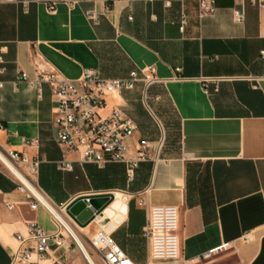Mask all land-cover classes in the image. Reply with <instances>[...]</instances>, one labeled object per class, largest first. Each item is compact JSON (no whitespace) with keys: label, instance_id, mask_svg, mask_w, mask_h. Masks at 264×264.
Segmentation results:
<instances>
[{"label":"crops","instance_id":"crops-1","mask_svg":"<svg viewBox=\"0 0 264 264\" xmlns=\"http://www.w3.org/2000/svg\"><path fill=\"white\" fill-rule=\"evenodd\" d=\"M48 1L0 0V149L38 158L39 187L56 206L88 191L130 192L127 216L112 238L137 264L146 255L145 216L137 206L145 191L149 205L177 208L182 260L229 243L215 264H264V0H209L215 10L203 17L199 0H74L53 10ZM240 8L242 21L234 15ZM121 62L125 73L113 74ZM149 68L158 81L136 86L164 141L162 122L175 119L176 149L167 146L155 162L140 163L130 185L123 165H80L73 153L67 155L73 171H58L64 149L56 142L52 91L43 84L39 95L19 75L34 81L55 72L79 81L85 69L112 79ZM129 98L125 91L108 108L121 104L136 124L133 150L144 132L124 108ZM28 222L54 231L48 212L31 210L0 166V264H10L15 237L26 234ZM58 258L87 264L78 251L69 258L62 250L41 264Z\"/></svg>","mask_w":264,"mask_h":264},{"label":"built area","instance_id":"built-area-1","mask_svg":"<svg viewBox=\"0 0 264 264\" xmlns=\"http://www.w3.org/2000/svg\"><path fill=\"white\" fill-rule=\"evenodd\" d=\"M16 1V0H12ZM74 0H50L47 2L49 10L55 9L60 2L72 3ZM168 4V0H164ZM212 1L199 0V17L213 13ZM235 18L242 21V8L234 11ZM93 18L94 15H92ZM182 27L186 20L183 16ZM263 55V52H260ZM3 60L0 56V75L3 73ZM19 80L26 81L36 88L40 95L43 84L48 85L55 99L53 125L57 144L64 149L62 158L56 162L60 172H72L74 162L67 158L68 153L77 156L80 165H93L104 168L108 164L124 166L127 183L134 180L135 170L142 162H155L164 144V137L156 142L138 140L131 149L130 140L134 137L137 127L134 121L127 117L121 104L108 108L109 100H121V94L132 91L137 83H143L145 88L156 83L155 69L149 68L144 73L130 72L125 78L105 79L96 70L85 69L79 81L62 78L55 72L40 73L34 81H29L24 73ZM0 82V87H1ZM205 90L208 89L204 83ZM0 120V130H3ZM35 141L23 140L25 147L34 148ZM153 152V156L150 154ZM0 166L14 182L16 190L27 197L31 210L45 209L51 217L54 231H45L36 222L26 224V234H17L16 249H12L10 264H41L50 257V252L62 250L70 257L79 252L87 264H137L114 241L112 230L103 228L88 238V246L77 233L79 228L66 215L69 203L54 205L38 184L40 161L37 157L29 158L15 150L0 149ZM117 191H111L113 196ZM141 196L137 206L144 211L145 222L141 237L145 245V260L142 264H215L231 248L229 243L212 248L201 256L192 260L180 258L178 241V211L174 206H152L146 198ZM101 194L89 192L88 196ZM126 209L133 197L125 195ZM8 209L13 204H6ZM101 214V213H100ZM95 215V219L100 216ZM94 219V220H95ZM93 220V221H94ZM92 221V222H93ZM92 222L87 226L89 227ZM72 230L77 233L88 250V257L83 253ZM68 258H58L50 264H66Z\"/></svg>","mask_w":264,"mask_h":264},{"label":"rangeland","instance_id":"rangeland-1","mask_svg":"<svg viewBox=\"0 0 264 264\" xmlns=\"http://www.w3.org/2000/svg\"><path fill=\"white\" fill-rule=\"evenodd\" d=\"M125 70H126V66L124 65L123 62H121V64L118 65V67L112 73L113 74H123V73H125ZM116 76H120V75H116ZM116 76H114V77H116ZM140 90H141L140 86H135L131 92L128 91L130 93V95H132V98H129V102L126 104V106L124 108L128 113H131L133 115L135 121L138 124H140V127L144 132V138L142 140H147L150 142H156L160 139V136L158 135V126H160V123L155 118V116L149 111L147 106L143 105V103L141 101ZM169 120L170 121H167L168 123L161 121L163 124V128L165 129V132H166V140L164 141L163 147L161 148V150L159 152L158 158L161 156V154L164 152V149L167 146H168L167 148L170 150L176 149V121H175V119L172 118L171 115H169ZM150 137H152L153 140H149L148 138H150ZM150 154L153 156V152L150 151ZM128 184L130 185V183H128ZM112 191H117L118 193H122L124 195V197H125V195L130 194V192L125 191V190H112ZM89 192H94V191H88L86 193H89ZM109 192H111V191H104L103 190L102 192H99V193L104 194V193H109ZM125 199L127 200V197H125ZM130 200H132V199H130ZM130 200H129V202H130ZM80 229H84V230L81 231ZM80 229H77V233L79 234L80 238H82L83 241H85V243H87L86 244L87 246H88V238H91L95 232L102 230L100 228V226L96 225L94 222H92L90 227H88V228L85 227V228H80ZM77 233H75V234L77 235ZM79 236L77 235L78 238H79ZM83 245H84V243H83ZM87 248L84 245V253L88 252ZM135 256L138 257L139 254H136Z\"/></svg>","mask_w":264,"mask_h":264},{"label":"water","instance_id":"water-1","mask_svg":"<svg viewBox=\"0 0 264 264\" xmlns=\"http://www.w3.org/2000/svg\"><path fill=\"white\" fill-rule=\"evenodd\" d=\"M113 201L109 193L93 196L77 195L66 207V215L80 228L87 227Z\"/></svg>","mask_w":264,"mask_h":264},{"label":"bare ground","instance_id":"bare-ground-1","mask_svg":"<svg viewBox=\"0 0 264 264\" xmlns=\"http://www.w3.org/2000/svg\"><path fill=\"white\" fill-rule=\"evenodd\" d=\"M126 209V199L122 193L116 192L113 194V201L107 206L93 222L96 225H99L101 229L108 228V230H112V228L118 223L119 221H123L125 219L124 212ZM118 221V222H117ZM118 226V225H117ZM80 229V227L78 228ZM83 231L84 229H80ZM73 237L75 238L76 242L78 243L79 247L84 253V245L81 240L77 237L75 232L72 230ZM88 257V252L84 253ZM90 261L91 258L88 257Z\"/></svg>","mask_w":264,"mask_h":264},{"label":"trees","instance_id":"trees-1","mask_svg":"<svg viewBox=\"0 0 264 264\" xmlns=\"http://www.w3.org/2000/svg\"><path fill=\"white\" fill-rule=\"evenodd\" d=\"M130 207H132V204H130Z\"/></svg>","mask_w":264,"mask_h":264}]
</instances>
